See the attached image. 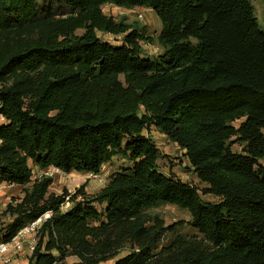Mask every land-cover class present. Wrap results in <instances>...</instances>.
Masks as SVG:
<instances>
[{
  "label": "trees",
  "instance_id": "trees-1",
  "mask_svg": "<svg viewBox=\"0 0 264 264\" xmlns=\"http://www.w3.org/2000/svg\"><path fill=\"white\" fill-rule=\"evenodd\" d=\"M105 5L150 10L161 31L145 37ZM145 40L163 53L147 59ZM0 115V187L32 183L7 205L0 241L52 214L28 264H264V29L249 0H0ZM151 128L215 203L159 170ZM119 156L131 166L94 195L33 179V168L98 176ZM159 205L187 211L203 240L165 243L174 227L144 215Z\"/></svg>",
  "mask_w": 264,
  "mask_h": 264
},
{
  "label": "rangeland",
  "instance_id": "rangeland-1",
  "mask_svg": "<svg viewBox=\"0 0 264 264\" xmlns=\"http://www.w3.org/2000/svg\"><path fill=\"white\" fill-rule=\"evenodd\" d=\"M254 9L255 17L264 29V0H249ZM50 0H39L40 5L44 8L48 5ZM103 13L114 19L115 22H124L126 24L135 25L141 34L145 37H156L161 31V22L150 10L142 8H134L131 10L117 8L112 5H105L102 8ZM139 15L142 18H139ZM82 33V32H79ZM99 38L103 42H108L114 47H119L123 40L122 36L114 37L110 35L99 34ZM143 47L144 55L147 59H152L161 55L162 49L151 41L141 42ZM244 120L237 121L233 124L236 128ZM264 133V132H263ZM152 141L156 144L157 148L161 152V157L158 162V168L161 172L166 175L175 176L185 183H190L196 186L200 190V196L206 203H215L216 199L203 194L204 185L198 180L196 175L191 171L190 165L187 159L183 155V151H180L176 145L168 141V139L157 132L154 128L145 131ZM231 148L234 152H241V146L236 143V139L230 141ZM264 166V160L260 162ZM32 167V165L30 164ZM131 164L128 160L123 157L114 158L109 164L105 165L100 174L97 175H77L69 174L68 176H62L48 169L45 171L37 170L33 168L34 178L51 177L53 179V185L50 191L61 195L64 190H67L69 194L73 195L82 186H86L85 192L94 195L101 190V187L105 186L110 176L116 172L128 169ZM32 186L28 184L24 187L11 186L3 184L0 187V231L4 230L6 225L11 221L9 216L6 215V208L9 203L19 201L24 198V190L30 189ZM98 211H103V207L100 205L96 206ZM144 215L147 218L159 217L164 221L166 228L174 227V230L166 236L165 243L170 242L177 236H183L190 239L203 240V237L192 227V220L190 214L172 205H159L156 207L149 208L144 211ZM93 224V223H92ZM1 240V237H0ZM127 252L122 253L118 258L126 256ZM30 256H22L18 259L16 264H28ZM78 262L75 256H70L65 259L61 264H73ZM114 261L108 264H113Z\"/></svg>",
  "mask_w": 264,
  "mask_h": 264
},
{
  "label": "built area",
  "instance_id": "built-area-1",
  "mask_svg": "<svg viewBox=\"0 0 264 264\" xmlns=\"http://www.w3.org/2000/svg\"><path fill=\"white\" fill-rule=\"evenodd\" d=\"M139 18H142L139 15ZM5 124L4 118L0 115V126ZM53 171L62 176H68L64 172L53 168ZM70 207L66 203L62 207L63 212H67ZM48 212L40 218L24 225L10 241H0V264H16L22 256H31L35 251L38 237L43 225L51 218Z\"/></svg>",
  "mask_w": 264,
  "mask_h": 264
},
{
  "label": "crops",
  "instance_id": "crops-1",
  "mask_svg": "<svg viewBox=\"0 0 264 264\" xmlns=\"http://www.w3.org/2000/svg\"><path fill=\"white\" fill-rule=\"evenodd\" d=\"M53 182H54V181H53ZM103 187H104V186H103ZM103 187H101V189H102ZM50 192H51V191H50ZM51 193H53V192H51ZM54 194H55V193H54ZM87 194H89L88 191H87Z\"/></svg>",
  "mask_w": 264,
  "mask_h": 264
}]
</instances>
